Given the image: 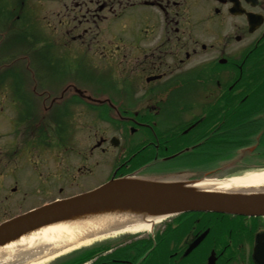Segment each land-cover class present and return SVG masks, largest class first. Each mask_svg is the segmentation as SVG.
I'll use <instances>...</instances> for the list:
<instances>
[{
	"label": "flooded vegetation",
	"instance_id": "1",
	"mask_svg": "<svg viewBox=\"0 0 264 264\" xmlns=\"http://www.w3.org/2000/svg\"><path fill=\"white\" fill-rule=\"evenodd\" d=\"M11 8V20L21 21L30 33L41 29V17L58 19L50 25V41L31 43L42 47L51 70L81 63L78 54L90 51L100 73L114 81L101 85L108 99L85 89L97 99L91 102L62 90H41L33 97L11 93L3 80L0 201L19 193L27 200L41 192L63 193L66 185L82 189L98 179V167L112 157L107 177L164 161L183 166L178 173L191 179L264 168V150L239 148L264 142V102L251 103L252 89L239 82L253 77L256 68L262 71L264 0H12ZM2 14L0 0V33ZM64 31L71 40L61 39ZM94 125L97 132L91 135ZM101 125L114 134L107 136ZM207 138L210 154L204 155ZM225 145L234 146L233 152L224 155ZM67 155L73 162V156L95 162L68 176L60 173ZM41 158L57 170L51 177L58 185L46 187L34 179L35 159ZM190 161L202 165L189 169ZM187 219L161 226L162 256L139 257L147 246L139 236L114 250V264H264V216ZM204 233L198 247L186 254ZM99 251L101 264H112L106 260L109 251Z\"/></svg>",
	"mask_w": 264,
	"mask_h": 264
},
{
	"label": "water",
	"instance_id": "2",
	"mask_svg": "<svg viewBox=\"0 0 264 264\" xmlns=\"http://www.w3.org/2000/svg\"><path fill=\"white\" fill-rule=\"evenodd\" d=\"M193 183L138 177L114 179L92 192L4 223L0 227V249L44 226L88 217L110 218L113 222L127 218L120 223L123 224L198 211L248 216L264 214V189L222 192L206 190Z\"/></svg>",
	"mask_w": 264,
	"mask_h": 264
},
{
	"label": "bare ground",
	"instance_id": "3",
	"mask_svg": "<svg viewBox=\"0 0 264 264\" xmlns=\"http://www.w3.org/2000/svg\"><path fill=\"white\" fill-rule=\"evenodd\" d=\"M197 187L213 191H248L264 189V170L247 171L227 176L225 180H206ZM127 219V218H126ZM126 219L88 217L74 222L55 223L50 227L34 230L0 249V264H46L59 256L89 246L119 233H137L151 230L152 224L136 221L120 224ZM157 220L154 223H159Z\"/></svg>",
	"mask_w": 264,
	"mask_h": 264
},
{
	"label": "rangeland",
	"instance_id": "4",
	"mask_svg": "<svg viewBox=\"0 0 264 264\" xmlns=\"http://www.w3.org/2000/svg\"><path fill=\"white\" fill-rule=\"evenodd\" d=\"M2 2L3 3H8V0H3ZM55 21H56L55 18L52 19V20L46 19V20L43 21V24H42V27L43 28H42V31H41V33H42L43 36H45V34H47V35H51L52 34V28H51L50 25H53L55 23ZM58 30H60V28ZM63 30H65V29H63ZM2 33L3 32H1L0 34H2ZM58 33H60V32H58ZM56 35L57 36H60V34H56ZM63 35H64V33H63ZM4 39L6 41V46H4V43H3L2 48L4 46L5 47L4 48V51L9 52V53L12 54V49H10V47L12 46V42L14 41L13 34L12 33L9 34ZM42 41H44V40H42ZM25 43H27V42H25V41L22 42V46ZM15 54L24 57L25 60H23L21 62L24 63V64H26V65H28V68L29 69H33L32 68V58L30 57V52L28 50H25V51L20 52V53H15ZM78 56H81V58L83 59L82 62L81 63L78 62V64H82V66L84 68H86V69L87 68H90L89 66H91V72H90V74H87L86 73V75L88 76V78L86 79L87 76L82 73L83 71H81V70L77 71L78 69H76L73 66L72 67V71H71V77H73L74 75L78 76V77H76V79L78 80V83L75 81L77 83V85H80L81 87H84V88H87L88 85H89V88L95 89L92 85H90L87 82H91L92 81V82L98 84V82H102V81H104V82L111 81V83L114 81L112 75H110V76L107 77V76H105V75H103V74L100 73V71L98 69V66L96 65V61L92 57L90 51L89 52L87 51V52L80 53V54H78ZM39 59L40 58H39L38 55H37V57L35 56V62H34L35 65L36 64H39ZM7 62H8V60H7ZM21 62L20 61H17L16 64L19 65V66H21V67H24V65L21 64ZM7 65H9V63H7ZM8 67H10V66H8ZM9 70H11V69L9 68ZM66 71L69 72L68 69ZM46 78H47L46 81H48V82L47 83H44V85H48V86H51L52 85L53 87L56 88V86L58 84H61L62 85L64 83L63 79L65 77H61V76L57 75L56 79H54L52 77V75L47 74ZM82 122H84V120ZM105 126H108V125H101L102 129L106 130V135L107 136H111V134H114V131L112 129L107 130V127H105ZM93 127H94V129L92 130L91 135L93 133L97 132V127H95V125ZM98 133L100 135L103 132L102 131H99ZM86 137H87V132L82 137V139H86ZM135 137L133 138V140H135ZM77 145H78V147L80 146V144H77ZM65 156H66V154H65ZM76 157L73 156V158L76 160V162H73L71 160V156L70 155H67V157H65V159H67V160H66L65 164L62 167V172H60L61 174H66L68 176L75 175L78 172L80 173L84 169L88 168L89 167V164H92V163L95 162V159H92V160L90 159L88 161V159L85 158L87 160V162H85L83 159H81V157H79V158L78 157L76 158ZM112 159H113V157L108 161V163L106 165H103V167H98V170L96 171L97 172L98 179H94L93 182L91 184H88L87 186L84 185L83 187H87L85 191L91 190V189H93V187H95V186L103 183V181L106 179V174H107L108 170L109 169L111 170V168H110V161ZM35 160L36 161H39V163H38L37 168H34V170H37L39 172L38 173H34V179L40 178V182H43L46 187L48 185H50V184H52L53 186L58 185L59 183L57 181H55L54 178L51 177L53 173H57V170H55V167H53L51 165V166H49V168H47L48 167V163L42 161V158H41V160H39V159H35ZM98 160H100V159L98 158ZM68 161H69V164H68ZM33 165H37L35 161L33 162ZM85 180H86V178H83L82 179V183ZM34 184H35L34 186H37L39 184V182L34 181ZM46 191H47V189H46ZM64 191L65 192H63V194H61V195H58V192L55 193V194H53V190H52V193H48V191L45 192V193H43V192L38 193L37 195L33 196V198H35V199L32 200V202L35 201L36 202L35 205L40 206L45 201H50L54 197L63 198V197L73 196L74 194H78L77 191L68 189V185L65 186V190ZM18 203L21 204L20 203V198L14 200L12 198V196H11V201L9 203L2 202V211H0V222L2 220L12 218V216H15L17 214H21V213H23L24 210H26L25 207H19V206H17ZM30 204H32V203H30ZM127 241H129V239L125 240L124 242L123 241H120V239L117 240V241H115V242H108L107 244H108L109 247L107 249L114 252V250L117 249V247H121V245H123ZM107 244H104V245H107ZM64 261H66V260L65 259H62V260L58 261L57 263H55L53 261H50L49 263H46V264H65Z\"/></svg>",
	"mask_w": 264,
	"mask_h": 264
},
{
	"label": "trees",
	"instance_id": "5",
	"mask_svg": "<svg viewBox=\"0 0 264 264\" xmlns=\"http://www.w3.org/2000/svg\"><path fill=\"white\" fill-rule=\"evenodd\" d=\"M140 248H142V247H140ZM142 251L144 252V249L143 248H142ZM155 252L156 251H154L153 253L156 255ZM159 254H162V252H160ZM159 254H157V255H159ZM92 255H93L92 252H87L86 254H83V255L77 257L76 260H74L72 264H81V263H84L85 261H87V259H90L92 257ZM99 264H100V262H99Z\"/></svg>",
	"mask_w": 264,
	"mask_h": 264
}]
</instances>
